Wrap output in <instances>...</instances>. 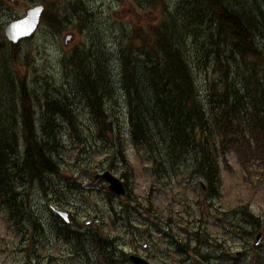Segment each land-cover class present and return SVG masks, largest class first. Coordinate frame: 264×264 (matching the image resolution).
<instances>
[{
  "label": "rangeland",
  "instance_id": "1",
  "mask_svg": "<svg viewBox=\"0 0 264 264\" xmlns=\"http://www.w3.org/2000/svg\"><path fill=\"white\" fill-rule=\"evenodd\" d=\"M50 1L48 6H51V8L56 7L61 15L66 16V28L56 31L46 23L41 22L31 37L14 44L16 49L12 52L11 45L13 44L6 39L3 33L4 25L8 20L21 16L28 6L43 2L41 0H0V91L6 88L10 79L5 76L12 78L11 92L6 95L0 92L2 103L0 108L7 109L6 114L10 116L9 122L17 125L18 128L21 126L22 131L21 107L18 98L19 82L21 81L25 82L26 88L32 95L35 113V120L33 118V121L38 133L42 132L43 117L41 115L45 98L67 95V101L71 104L72 113H74L71 118V122L75 125L74 131L65 118L59 119L62 146L57 152L50 155L51 159L58 165L59 173L46 174L43 181L35 179L37 181L33 183L30 178H21L16 181L21 191H23L27 215L38 216L46 226V231L42 234L45 247L41 253L49 261L44 260L42 263L74 264L69 263V260L66 262L52 260L49 256L51 237L48 228L50 215L47 204L50 195L53 194L51 184L60 182L58 184L64 189L63 197H66L65 190L70 191L67 196L71 203L70 206L80 207L81 209L85 207L88 211L76 213L75 210H72L76 213L78 220L82 222L91 214L98 220L95 224H99L103 218L104 232L114 234L119 230L124 231L116 241L115 249L128 248L129 235H127V231L121 223L122 221L119 220L120 222H117L116 225L111 221L109 216L111 207L117 210L125 207L124 218H126L127 213H130V215L132 214V221L139 226L138 229L141 231L148 229L149 232H154V226L149 227L145 223V215L149 214L148 207L151 206L154 210L152 215L161 217L162 222L165 217L170 219L171 216L174 224L172 229L177 233L179 241H181L180 235H184L186 232L185 227H188L186 221L191 219V215H194L195 219H200L208 214L206 230L212 235L211 239L218 238L225 246H229L231 255H234V251L237 249L242 251L240 263L233 262L230 259H212V264H218L219 262L264 264V237L261 246L253 247L256 230L252 235H248L247 252H244V243L239 241L236 236L229 234L230 226L238 220L240 209L244 206L248 211L259 217V225L264 233V174L260 172L262 170L260 165H256L255 162L251 161L243 166L234 151L228 152L224 158H221L220 164L221 196L220 194L214 197L209 196L204 201L200 195L201 188L198 186L199 181L204 177L193 170L190 158L186 161L162 158L158 159L159 164L155 166L149 160L144 159L146 155L144 151L138 152L135 149L130 138V125L121 83L120 52L128 47H132V49L134 47L136 50L135 45L132 46L131 42L140 46L137 39L142 35L140 29L144 32L148 31L146 27L156 24L162 17L166 19L173 17L179 21L181 20V24L186 21L187 29L184 26L178 31L180 34L178 32L177 34L179 40L186 46L185 58L190 64L198 98L207 111L212 105L216 109L214 97L212 98L210 94L220 93L224 90L220 82V72L217 71L218 66L214 65L215 60L213 62L210 58L208 65L204 66L200 62L201 49L208 47L205 34L213 24L204 18L202 25L195 28L196 22L192 19L189 20L191 9L183 12L184 9L195 6V4L198 7L199 0H163L168 12H163L162 6L152 7L151 0ZM226 3L228 6L240 3L241 6L252 11H257L256 6L264 10L263 0H226ZM184 15L187 17H184ZM258 26L262 28L260 23ZM132 28L137 29L139 34L136 35L135 32H132V37L131 35L128 36ZM201 28L205 31L199 30ZM66 33H72V38L68 41L64 40V44L63 39ZM254 41L255 45L264 53V38L261 33L254 35ZM74 49L86 52V57L83 60L89 63L90 67L87 65L85 67L91 70L89 72L90 76H95L94 65H96V62L102 63L103 74H106L107 85L110 86V89H107V98L103 105L106 120L110 123V130L106 126L100 130L99 125L101 124L96 120L98 116L93 115L87 99L80 95L85 90L88 91V82L83 80L81 70L77 64L78 61L71 59ZM7 56H11L12 59L4 61L3 57L7 58ZM235 58V61L228 58L227 74L228 81L231 83L229 85L230 90L226 88L228 92L240 87L242 83L240 61L237 56ZM251 59L257 60L254 57H251ZM13 60H16L15 67L10 63ZM205 67H207V71H204ZM255 68L259 72L264 69L260 65L255 66ZM138 73L140 81H144V67L140 68ZM211 83H213V88L209 87ZM147 90L148 92L150 90L149 83ZM2 113L3 110H0V114ZM2 120L3 122L0 121V125H5L7 119L3 117ZM105 136L106 138H104ZM117 138L122 141L121 147L127 158V166L115 154L117 147L113 146L114 143L108 141L111 139L117 140ZM165 145L166 142L163 145H157L158 152L163 155H165ZM21 153L22 147L20 145L18 158ZM81 168H90L93 173L110 170L118 177L121 173H126L128 175L126 179L129 185V194L136 197L137 200L133 201V197L130 199L127 196L124 198L115 197L102 191H83L84 198L82 199L78 194L82 190L79 183L87 182L88 176L86 178L82 174ZM158 170L161 171L159 176L157 175ZM65 178L75 181V188H66ZM214 205L216 211L213 210ZM169 208H172L174 213L170 211L166 214ZM235 217V220H231ZM218 218H221L220 222ZM95 224L91 227L93 230H95ZM195 225L189 227L188 233L192 234L194 232L193 227ZM247 228L250 232L252 226L248 224ZM14 231L4 215L3 207H0V264H27V258L24 257L25 250L22 251V246L25 249L28 246V241L24 240L23 242L22 238ZM23 235L28 238L27 232ZM161 237V234L157 235L156 252L159 256L166 249ZM204 246L213 255L218 253V250H213L212 245ZM202 254L203 252L193 254L187 264H197L194 259L196 257L200 259ZM172 256L175 257L176 254L174 253ZM89 257L91 259L90 264H98L95 261V255H89ZM79 259L73 258L74 261H79ZM201 260H203V264H207V258H201ZM84 263L86 262L84 261Z\"/></svg>",
  "mask_w": 264,
  "mask_h": 264
},
{
  "label": "trees",
  "instance_id": "2",
  "mask_svg": "<svg viewBox=\"0 0 264 264\" xmlns=\"http://www.w3.org/2000/svg\"><path fill=\"white\" fill-rule=\"evenodd\" d=\"M50 2L46 1L41 22L61 31L66 28V16L61 15L56 7L48 6ZM198 4V7L195 4L183 12L191 9L189 20L196 22L195 28L202 25L204 18L213 24L205 34L208 47L201 49L200 62L204 66L208 65L210 58L218 66L224 90L210 94L214 97L216 109L212 105L207 111L198 98L190 64L185 58L186 46L177 34L187 24L186 21L181 24V20L173 17H162L156 24L146 27L148 33L140 29L142 35L137 37L140 46L131 42L136 50L128 47L121 51V83L130 138L135 149L138 152L144 151V159L155 166L159 164L158 159L162 158L179 161L190 158L193 170L201 174L209 185L213 184L210 186V194H215L214 184L219 182L221 158L228 152L234 151L243 166L251 161L260 165V172L264 174V53L254 41L256 33H261L264 38V10L256 6L257 11H252L240 3L228 6L226 0H199ZM151 6H162V11L168 12L163 0H151ZM259 23L262 28L258 26ZM199 30L205 31L202 28ZM132 32L139 34L137 29L132 28L128 36ZM11 47L12 52L15 51V45ZM73 52L71 59L78 61L83 80L88 82V91L85 90L80 95L87 99L93 115L98 116L96 120L101 124L100 130L105 126L110 130L103 108L110 86L107 85L106 74H103L102 63L96 62L95 76H90L89 63L83 60L86 53L76 49ZM235 56L240 61L242 83L237 87L240 90L234 88L228 92L231 84L227 74L228 58L235 61ZM251 57L257 60H252ZM11 59V56L3 57L4 61ZM10 63L15 67L16 60ZM139 65L145 69L144 81L139 78ZM258 65L262 67V72L255 68ZM204 71H207V67ZM5 77L10 79L6 88L0 91L4 95L11 92L12 88V78L7 75ZM212 85L213 83L209 87L213 88ZM31 96L25 82H19L22 131L21 126L18 128L9 122L7 109L0 108L3 110L0 114L1 123L3 117L7 119L5 125H0V198L4 197V201L11 193L8 185L11 175H16L15 181L21 178L43 181L46 174H58L59 167L50 155L62 146L59 119L65 118L72 130H75V125L71 122L74 113L67 95H64L44 99L42 132L38 133L33 121L35 113ZM108 141L114 143L113 146L117 147L115 154L127 166L121 139ZM165 142L163 155L158 152L157 145ZM20 145L22 153L18 158ZM160 174L161 171L158 170L157 175ZM124 177H127L126 173ZM255 217L245 209L238 222L256 220ZM26 263L32 264L28 261Z\"/></svg>",
  "mask_w": 264,
  "mask_h": 264
},
{
  "label": "flooded vegetation",
  "instance_id": "3",
  "mask_svg": "<svg viewBox=\"0 0 264 264\" xmlns=\"http://www.w3.org/2000/svg\"><path fill=\"white\" fill-rule=\"evenodd\" d=\"M236 90L240 89L236 88ZM87 169L88 171L84 170L85 173L82 172V174L85 175L86 178L88 176L89 179L87 178V182L85 183H79L82 187V190L78 194L82 199L84 198L82 195L83 191H102L107 192L109 195H113L115 197L124 198L125 196H127L132 199L133 196L129 194V185L126 179L128 175L127 177H124L125 173L124 176L122 175V173L119 175V179L121 180L125 188V195L117 196L108 190L109 182L104 179L98 181L93 188L87 187L89 183L93 182L96 174L105 171L103 170L101 172L93 173L92 169ZM15 178L16 175L10 176V182L8 183V185L11 193L7 196L5 201L4 197L0 198V207H3L4 215L6 216L9 225H11V227L15 230L14 233L18 234L20 238H22L23 242L24 240L28 241V246L25 249L22 246V251L25 250L24 257L27 258L26 261L31 262L32 264H43L42 261L48 260L46 256L41 253L45 247V243L42 241V234L45 233L46 226L38 216L27 215V211L25 210L24 205L23 191H21V189L19 188V185L15 181ZM35 179L36 178L32 179V183L34 181H37ZM202 180L204 181V185L202 186L201 196L204 201L209 196L214 197L215 195L219 194L217 187L220 188L221 182L220 184H214L215 194L211 192L213 194L212 195L210 194V186H213V184L209 185L207 180L204 178H202ZM65 181L66 188H75V181H70V179L66 178ZM58 183L60 182L51 184V192L53 194L50 195V199L48 200L49 202L47 204L50 215L48 228L51 237L49 256L50 258H52V260H62L65 262L69 260V263L74 264H90L91 259L89 255H95V261L98 264H135L130 257L131 255H133L144 259L150 264H187L190 262L193 254L203 252L201 258H207V264H212V259H230L233 262L240 263V256H242L241 250L237 249L234 251V255H231L229 246H225L224 243L221 242L218 238L214 240L211 239L212 235L206 230V223L207 219L209 218L208 214L200 219L198 217V219H195L196 217H194V215H191V219L186 221L188 222V227H185L186 232L184 235H180L181 241H179L177 233H175L172 229V226H174V224L171 216L170 219L168 217H165L164 221L162 222L160 219L161 217L152 215V212H154V210L151 208V206L148 207L149 214L145 215V223H147L149 227L154 226V232H149L148 229L143 231L138 229L139 226L132 221V214L130 215V213H127L126 218H124L123 216L126 210L125 207H122L120 210L111 207V214L109 215L111 221L115 225L117 222L122 221L121 223L124 225V229H126L127 235H129L127 243L128 248L115 249L114 245L116 241H118L120 235L124 233V231L119 230L114 234L104 232L103 218L101 219V222L99 224H95L96 222H98V220H96L97 218L93 217L91 214L82 222L78 220L76 213H84L88 211H86L85 207H83V209H81L80 207H71V203L67 199L70 191L65 190L66 197H63L64 189ZM132 200L136 201L137 198L133 197ZM209 202L210 201L208 200V203ZM67 206L71 208H68ZM59 210L66 212L68 221H65L60 216V214L58 213ZM72 210H75L76 213H74ZM213 210L216 211L215 205L213 206ZM170 211L173 212L172 208H169L166 214H168ZM232 219H236V217ZM218 221L220 222L221 218H218ZM94 224L95 230L91 228ZM194 224H196L193 227L194 232L192 234L188 233L189 227L193 226ZM248 224L249 223L247 221H234L230 226L231 229L229 234L236 236L239 241L244 243V252L248 251V235H251L254 230H256V232L259 230V227H254L249 232L247 228ZM25 232H27L28 238H25V236L23 235ZM160 234L162 235L161 238L164 241L166 249L165 252L160 253L159 256L156 252V242L157 235ZM258 234H260L261 237L263 232H258ZM260 242L261 240L256 246H261L262 243ZM204 245H212L214 247L213 250H218V253H215L213 255L211 251H208L205 248ZM253 247H255V245H253ZM174 253L176 254L175 257L172 256V254ZM73 258L80 259L79 261H74ZM201 258L199 259L196 257L194 261L197 264H203V260H201ZM84 261L86 263H84ZM218 264L228 263L219 262Z\"/></svg>",
  "mask_w": 264,
  "mask_h": 264
},
{
  "label": "water",
  "instance_id": "4",
  "mask_svg": "<svg viewBox=\"0 0 264 264\" xmlns=\"http://www.w3.org/2000/svg\"><path fill=\"white\" fill-rule=\"evenodd\" d=\"M43 10L42 4H36L27 8L25 14L23 16L13 18L9 20L3 27V32L6 39L15 44L21 39H25L30 37L35 31L40 14ZM71 36L67 35L65 41L69 40ZM101 179H105L109 182L108 189L117 195L124 194L125 190L121 181L112 175L109 171H105L102 174L95 175V179L92 183H89L87 187H95L96 183ZM63 217L66 215L64 211H58ZM66 219V218H65ZM67 220V219H66ZM135 264H150L144 259L138 256H130Z\"/></svg>",
  "mask_w": 264,
  "mask_h": 264
},
{
  "label": "bare ground",
  "instance_id": "5",
  "mask_svg": "<svg viewBox=\"0 0 264 264\" xmlns=\"http://www.w3.org/2000/svg\"><path fill=\"white\" fill-rule=\"evenodd\" d=\"M121 53V52H120ZM134 62V61H133ZM135 63V62H134ZM94 76V75H93ZM188 127V126H187Z\"/></svg>",
  "mask_w": 264,
  "mask_h": 264
}]
</instances>
